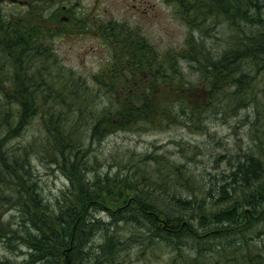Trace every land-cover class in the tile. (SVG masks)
<instances>
[{"label": "trees", "instance_id": "16d2710c", "mask_svg": "<svg viewBox=\"0 0 264 264\" xmlns=\"http://www.w3.org/2000/svg\"><path fill=\"white\" fill-rule=\"evenodd\" d=\"M169 1L183 22L206 35L196 42L191 32L186 39L191 53L186 54L187 47L183 50V58L193 61L197 81L177 68L180 51L175 48L161 53L146 37L117 31L122 23L100 24L98 37L109 29L113 37L119 34L120 40L115 38L122 41L121 52L109 48L106 62L91 75L92 85L68 88L66 96L77 106L73 113L63 104L66 89L56 82L63 77L61 69L52 73L54 84L48 87L42 72L34 76L28 67L18 69L16 50L8 54L12 68L6 65L4 75V50L13 36L9 31L0 34V77L13 78L5 86L0 79V145L18 137L26 122L37 120L39 132L21 152L0 147V243L14 252L27 250L21 262L6 258L0 264H134L118 256L129 248L116 235L117 222L147 230L172 247L175 254L168 264H264V84L257 91L264 77V0ZM3 15L0 25L15 20ZM219 23H226L229 31L226 48L221 47ZM212 29L218 37L210 34ZM210 38L215 41L207 43ZM11 46L17 49L18 43ZM38 50L49 55L44 47ZM97 98L107 104L101 112L89 106L99 103ZM250 103L256 110L248 130L252 146L228 162L217 182L187 179L182 187L192 193L188 196L170 191L178 184L172 185V178L183 180L182 166L164 167L167 177L158 190L163 189L169 202L138 191L136 181L146 180L144 175L90 176L89 164L96 155L91 147L79 148L84 127L94 140L118 130L160 128L183 116L194 124L218 108L224 115ZM69 119L73 127L80 126L76 134L66 127ZM47 146L51 153L40 151ZM30 151L66 175L68 185L54 199L44 195ZM112 193L115 197L107 198ZM109 202L117 203V209L108 207ZM101 212H108V219ZM138 261L153 264L145 257Z\"/></svg>", "mask_w": 264, "mask_h": 264}, {"label": "rangeland", "instance_id": "374dc122", "mask_svg": "<svg viewBox=\"0 0 264 264\" xmlns=\"http://www.w3.org/2000/svg\"><path fill=\"white\" fill-rule=\"evenodd\" d=\"M0 1V18L4 16L3 14H8L9 17L13 16L16 19V22L15 20L6 19L3 25H0V34H3L4 31H9L10 35L13 36L10 44L16 46L20 34L18 32L20 28L18 27L21 26L18 21L19 16L17 15L20 10H17L16 4H12L10 0ZM62 4H67L72 7L73 16L77 12L79 15H82V23L72 28L66 26V29L70 30L65 35L62 33L56 34V32L54 34L53 32L55 38L53 40H51L53 34L47 36V39L51 43H46L49 45L47 50L49 55L39 51V55L30 52L20 55L19 58L17 56L15 57L16 61L20 62L17 63L19 70L26 71L28 67L30 70L27 71L34 73V76L42 72L41 79L48 87L54 84L52 82L54 71L61 69V76L63 75V77L57 78L56 82L59 88L66 89L62 93V96L65 98L63 104L67 108H73V111H70V113H73L77 106L66 96L67 93H70L68 88L78 86L81 89L83 87L84 90L85 85H92L91 75L99 70L104 62H106L107 56H109V50L115 48L121 52L122 48V41H119V34L115 36L119 39L118 42H116V38L111 34L110 29L104 33V37L100 38L97 36L100 32L97 33L98 29H95V24L92 21H101L102 25L108 23L109 25L124 24L117 31L127 33L129 30L136 33V36L140 34L146 37L161 53L175 48L174 52L177 53L180 51L176 58L177 68L182 70L185 76L187 75L186 77L192 82L197 81L198 78L192 69L193 61L183 58V50L187 47L186 54L188 52L191 53L186 42L191 32L196 42L202 38H206V35L202 34L199 30H192L193 27L183 22L180 19V14L175 11V6L169 0H70V2ZM52 9L53 7L46 8V6H40V8L36 9L35 13L38 14H35L36 18H33V20L30 17L31 14H23L25 18L24 23L27 22L30 26L31 33L30 37L29 35L25 37H29V43L32 44L33 49L37 48V51L40 47H44L45 49L46 47L42 41H32L36 35L40 34L36 28L37 25H34V23L40 18V26L38 27L45 26V19L43 18ZM24 10L27 11L28 8H24ZM66 12V7L58 9L55 15L57 18L56 24L63 23L62 19L68 14ZM69 16L73 17L72 15ZM219 25L222 40L221 47L226 48L229 31L226 28V23H219ZM50 26L52 27L53 24H50ZM55 27L63 26L55 25ZM13 28L16 29L13 30ZM210 34L214 37L219 36V33L214 31V29L210 31ZM45 37V35H42V38ZM210 41L212 43L215 39H207V43ZM10 44L7 43L8 46L4 50L3 66L5 71L6 65L12 68V59L8 54L10 53L9 55L11 56L13 52H16V48H12ZM47 59L51 62L47 61ZM28 64L29 66H27ZM43 66H50L51 68L43 69ZM44 70H50L49 74H45ZM8 78H12L11 74L0 77L3 80L2 83L4 86ZM260 78H263V80L259 81L258 79L257 91L259 93L262 91L261 85L263 86L264 84V77ZM71 79L72 81H70ZM85 79L87 82H85ZM71 82H73L72 85ZM97 99H99V103L98 101L96 103L90 102L89 106L93 107L97 112H101L107 104L103 99ZM2 100L0 97V101ZM50 102L54 103V100L50 99ZM221 109L218 108L213 114L207 113L203 115V119L194 124L187 121V118L183 116L181 120L179 119L175 123L168 122V125L160 128L118 130L108 134L105 138L101 136L100 138H94V140L87 136L86 128L81 127L83 130L79 134V143L81 145L79 148L83 150L86 147H91V154L96 155L94 158L95 161L89 164V167H91L89 175L99 173H109L111 176L118 174L122 176L124 173L130 177L144 175L146 180L138 179L136 181L138 191L143 194L149 193L150 196H156L155 200L163 203L170 201L169 197L163 194L162 188L158 190L159 187L164 188L163 181L167 177L164 175L166 171L164 167L180 164L182 166L181 175L183 180L178 177L172 178V185L178 184L172 186L174 189L170 191H174L177 195L182 196L192 195L188 189L182 187L185 185L187 179L197 180L199 178L205 182H217V178L221 175V172L228 167V162L230 160L234 161L236 156L241 155L243 151L252 146V139L248 132L251 129V122L256 115L255 107L250 103L245 107L237 108L236 112L228 111L224 115L218 114V111ZM66 113H69L68 110ZM36 122L37 120L32 123L34 126L32 124L28 125L26 122L18 137H11L10 142H6V145L5 142H2L1 145L4 144L5 147L3 151L5 152L7 150L6 146L9 149H13L12 151L16 148L20 152L23 151V148L28 144L29 140L37 136L33 135V133L39 134ZM92 124L93 122L89 126ZM66 127L75 134L77 129L80 128V126L73 127L71 120ZM1 145L0 147H2ZM38 148L41 147L38 146ZM40 151L51 153V149L48 146L46 151ZM31 152L35 153L34 151ZM33 153L30 154L29 160L32 161L37 176L41 178L42 191L46 197L54 199L68 185L66 175L56 165H51L52 163L43 161ZM96 161H98L97 164ZM173 181L177 183H173ZM170 193L172 194V192ZM114 194L108 195L107 198L115 197ZM116 205L117 203L114 202L108 203V207L111 209H117ZM193 211L196 213L198 210L195 209ZM11 213L10 210L5 212V219H8ZM101 215L104 217V220L108 219V212L106 214L101 212ZM161 215L164 216L163 213ZM116 225L118 228L116 235L118 237L121 236L125 246L129 248L126 254L122 252L118 255L119 257L121 256V259L127 258L129 259L128 261L139 264L140 261L138 259L145 257L147 261H152L153 264H168L175 254V252H172V247H167L162 240L156 238L155 235L151 236L147 230H142L140 227L139 229L129 222H117ZM142 250H144V254H142ZM189 252L191 253L193 251ZM26 253V248H21L14 252L6 248L3 242L0 243V259L10 258L11 261L21 262L25 258Z\"/></svg>", "mask_w": 264, "mask_h": 264}, {"label": "flooded vegetation", "instance_id": "af4514ba", "mask_svg": "<svg viewBox=\"0 0 264 264\" xmlns=\"http://www.w3.org/2000/svg\"><path fill=\"white\" fill-rule=\"evenodd\" d=\"M14 4L17 5V10H20L19 13V17H18V21L20 22L21 26L19 27L21 30H23V32H20L17 43V53L19 55H24L27 53H39V50L37 51L36 49H33L32 44L29 43V37H30V26L26 23H23V20H25L23 13L25 12L26 14H31V20H33V18H36L35 13L36 9L40 8V6H46V8H50L53 7V9L51 10V12L46 15L43 19H45L44 23L46 24L45 26L42 27H38L40 26V21L41 19L38 18V20L34 23V25H37V30L40 33H43L46 36H50L51 34H53L54 29H55V24H56V13L58 12V9H60L61 7H66V10L68 14H66V16H64V18L62 19V24H59V26H63L60 27L61 29H65L64 33L70 29H66V26L68 28H72V27H76V25H79L82 23V15H79L78 12L73 16V10L72 7H70V5L67 4H62V3H67L70 2V0H11ZM1 2V1H0ZM61 2V3H60ZM55 6V8H54ZM24 8H28L27 11L24 10ZM69 9V10H68ZM72 15L73 17L69 16ZM69 18V19H68ZM28 19V18H27ZM66 20V21H65ZM68 22V23H66ZM95 24V29H98L97 33L100 31V24L101 21H92ZM86 23V22H84ZM91 23V24H93ZM50 24H53V26L51 27ZM69 24V25H67ZM29 37H25L28 36ZM37 41L38 42V37L37 35L32 39V41ZM48 43H50V40L48 39ZM46 50H48L49 45L45 44ZM43 52V51H42ZM44 53V52H43Z\"/></svg>", "mask_w": 264, "mask_h": 264}, {"label": "bare ground", "instance_id": "6f19581e", "mask_svg": "<svg viewBox=\"0 0 264 264\" xmlns=\"http://www.w3.org/2000/svg\"><path fill=\"white\" fill-rule=\"evenodd\" d=\"M197 140V139H196ZM202 140V139H201Z\"/></svg>", "mask_w": 264, "mask_h": 264}]
</instances>
